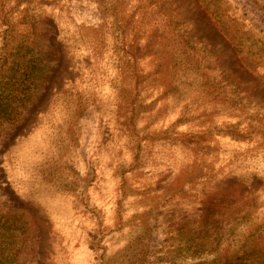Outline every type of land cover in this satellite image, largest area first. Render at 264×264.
Here are the masks:
<instances>
[{"label":"rangeland","instance_id":"1","mask_svg":"<svg viewBox=\"0 0 264 264\" xmlns=\"http://www.w3.org/2000/svg\"><path fill=\"white\" fill-rule=\"evenodd\" d=\"M250 6L264 15V0H0V35L15 21L0 264H100L127 182L164 201L156 230L173 240L154 264H264V25Z\"/></svg>","mask_w":264,"mask_h":264},{"label":"trees","instance_id":"2","mask_svg":"<svg viewBox=\"0 0 264 264\" xmlns=\"http://www.w3.org/2000/svg\"><path fill=\"white\" fill-rule=\"evenodd\" d=\"M235 1L241 7L243 0ZM242 5L247 7L246 4ZM96 8L97 7H95V9ZM87 9L88 6L81 8V13L86 14L88 11ZM65 10L73 17L72 10L69 6L66 7ZM109 13H114L110 7ZM13 15L14 14L9 11L6 16V23L2 26L0 35V63L4 59L2 54L5 51L6 42L10 37L12 23L15 22L13 21ZM248 15L252 22H256L258 25H264V15L257 8L250 6ZM96 19L102 20L101 22H98L99 25H104L108 21L106 17L101 16H98ZM168 58L169 60L173 59V57ZM165 80L166 79L164 78L163 80L157 79L156 82L159 83L158 88L163 89L164 95L170 96V92L173 93L175 90V84L172 82L164 83ZM136 82L139 81L136 80ZM138 91H140V89H138ZM141 112L143 113L142 117H145V109ZM227 115L231 114L228 113ZM137 125L140 124H136V126ZM144 127L146 128V124ZM140 134L141 133L139 132L138 135ZM139 149L140 150L134 152V158L128 165V170L130 172H136L138 164L142 163L144 160V152L141 148ZM127 185L126 189H121L120 195L118 196L116 206V226L110 233L112 236L117 234L121 239L118 240L117 237L112 240V242L110 241L109 245H104L100 242L101 247L98 260L100 264H154V257L156 254L164 251L167 246L172 243V237L159 234L156 230L158 221V203L160 202L161 204V202H164L163 199L157 198L156 200L154 197L146 198L145 188L141 189V186L136 185V188L132 187L136 190H133L128 182ZM169 192L171 193V191ZM88 196L90 197V194H88ZM100 234L102 236H108L102 232Z\"/></svg>","mask_w":264,"mask_h":264}]
</instances>
